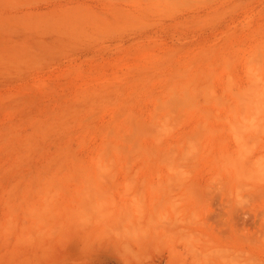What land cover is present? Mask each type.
Listing matches in <instances>:
<instances>
[{"label": "rangeland", "instance_id": "rangeland-1", "mask_svg": "<svg viewBox=\"0 0 264 264\" xmlns=\"http://www.w3.org/2000/svg\"><path fill=\"white\" fill-rule=\"evenodd\" d=\"M211 262L264 264V0H0V264Z\"/></svg>", "mask_w": 264, "mask_h": 264}, {"label": "bare ground", "instance_id": "bare-ground-1", "mask_svg": "<svg viewBox=\"0 0 264 264\" xmlns=\"http://www.w3.org/2000/svg\"><path fill=\"white\" fill-rule=\"evenodd\" d=\"M175 206H176V205H175ZM176 210H177V208H176ZM173 212H174V211H173ZM178 212H179V211H178ZM181 212H182V210H181ZM181 212H180V213H181ZM174 215H177V213H176V214L174 213ZM174 215H173V216H174ZM175 218H176V217H175ZM183 218H184V216H183ZM179 219H180V218H179ZM175 220H176V219H175ZM133 234H134V232H133ZM138 236H139V235H138ZM131 237H133V236H131ZM131 237H130V238H131ZM135 238H138V237L136 236ZM135 238H134V239H135ZM140 238H141V237H140ZM197 239H198V238H197ZM197 239H196V240H197ZM126 240H127V239H126ZM132 240H133V239H132ZM130 241H131V240H130ZM136 241H137V239H136ZM138 241H139V240H138ZM126 242H127V241H126ZM134 242H135V241H134ZM197 242H198V240H197ZM127 244H128V243H127ZM198 245H199V243H198ZM194 246H196V245H194ZM207 246H208V245H207ZM209 246H210V245H209ZM203 247H204V245H203ZM127 248H128V247H127ZM193 248H194V247H193ZM195 248H196V247H195ZM206 248H207V247H204L203 249H206ZM209 248H210V247H209ZM197 249H198V248H197ZM213 249H214V248H213ZM194 250H195V249H194ZM199 250H200V249H199ZM195 251H196V250H195ZM195 251H194V252H195ZM202 251H203V250H202ZM210 251H211V249H210ZM213 252H214V251H213ZM198 253H200V252H198ZM198 253H196V255H197ZM203 253H204V252H202V254H203ZM205 253H206V252H205ZM207 253H208V252H207ZM210 253H211V252H210ZM212 254H213V255H211V256H214V255H215V257H216V255H217V254H214V253H212ZM205 255H206V254H204V256H205ZM207 255H208V254H207ZM197 256H199V255H197ZM195 257H196V256H195ZM199 257H201V256H199ZM202 257H203V256H202ZM202 257H201V258H202ZM208 257H210V256H208ZM197 258H198V257H196V259H197ZM198 260H200V259H198ZM201 260H202V259H201ZM209 260H210V259H209ZM213 260H215V259H213ZM203 261H204V259H203ZM196 263H197V262H196ZM202 263H203V262H202ZM213 263H214V262H213ZM209 264H212V262L209 263ZM215 264H216V263H215Z\"/></svg>", "mask_w": 264, "mask_h": 264}, {"label": "clouds", "instance_id": "clouds-1", "mask_svg": "<svg viewBox=\"0 0 264 264\" xmlns=\"http://www.w3.org/2000/svg\"><path fill=\"white\" fill-rule=\"evenodd\" d=\"M247 201L243 198H241L239 195L237 196V206L238 207H243Z\"/></svg>", "mask_w": 264, "mask_h": 264}]
</instances>
